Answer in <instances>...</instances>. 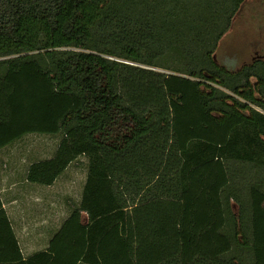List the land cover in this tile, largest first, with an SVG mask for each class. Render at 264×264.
<instances>
[{"label":"trees","instance_id":"1","mask_svg":"<svg viewBox=\"0 0 264 264\" xmlns=\"http://www.w3.org/2000/svg\"><path fill=\"white\" fill-rule=\"evenodd\" d=\"M243 0H0V148L60 134L26 179L87 157L77 204L0 264H264V59L213 52Z\"/></svg>","mask_w":264,"mask_h":264},{"label":"rangeland","instance_id":"2","mask_svg":"<svg viewBox=\"0 0 264 264\" xmlns=\"http://www.w3.org/2000/svg\"><path fill=\"white\" fill-rule=\"evenodd\" d=\"M213 55L217 64L232 70L264 59V0L241 2ZM60 138L59 133H28L0 148V193L16 232L21 224L30 227V232L36 229L37 235H44L43 229L53 232L79 201L87 172L85 155L74 159L50 186L26 179L29 163L52 156ZM31 241L22 247L24 253L46 245L43 238L41 243Z\"/></svg>","mask_w":264,"mask_h":264},{"label":"crops","instance_id":"3","mask_svg":"<svg viewBox=\"0 0 264 264\" xmlns=\"http://www.w3.org/2000/svg\"><path fill=\"white\" fill-rule=\"evenodd\" d=\"M53 184V183H52ZM51 185V184H50ZM49 185V186H50ZM0 198H1V201H2V206H3V208H4V210H5V205H4V202H3V200H2V197H1V193H0ZM5 212H6V210H5ZM6 214H7V216H8V213L6 212ZM9 218V217H8ZM10 220V219H9ZM11 222V221H10ZM11 226H12V223H11ZM29 228L30 227H28V226H26V224H21V226L19 227V232H16L15 230H14V228H13V226H12V229H13V231H14V233H15V237H16V239H17V242H18V245H19V247H20V249H21V252H22V255L24 256V257H28L29 255H31V254H33L34 252H36V251H39V250H41V249H44L46 246H47V243H48V236L47 235H50L51 236V234L53 233L52 231H48V232H46V230L45 229H43V227H42V229H43V234L44 235H37L36 233V229L33 231V232H30V230H29ZM44 231L46 232V234L44 233ZM33 235V236H32ZM32 236V237H31ZM41 236V238H39ZM46 237V238H45ZM45 239V243H46V245H42V244H40L39 246H37L38 248L36 249V250H32V251H28V252H26V253H24V251H23V249H22V247H28L29 246V241L30 240H33V241H31V242H35V243H41V239ZM42 247H44V248H42Z\"/></svg>","mask_w":264,"mask_h":264}]
</instances>
